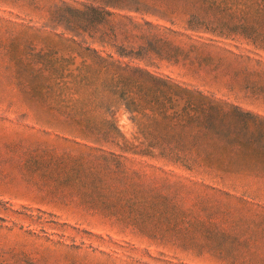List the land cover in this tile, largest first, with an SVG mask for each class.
Wrapping results in <instances>:
<instances>
[{
	"label": "rangeland",
	"instance_id": "obj_1",
	"mask_svg": "<svg viewBox=\"0 0 264 264\" xmlns=\"http://www.w3.org/2000/svg\"><path fill=\"white\" fill-rule=\"evenodd\" d=\"M93 55L230 111L201 167L140 152ZM0 264H264V0H0Z\"/></svg>",
	"mask_w": 264,
	"mask_h": 264
},
{
	"label": "trees",
	"instance_id": "obj_2",
	"mask_svg": "<svg viewBox=\"0 0 264 264\" xmlns=\"http://www.w3.org/2000/svg\"><path fill=\"white\" fill-rule=\"evenodd\" d=\"M85 67H94L97 73L103 74L108 84L102 88L117 94L116 100L107 102L106 106L121 103L127 110L139 114L137 124L148 139L141 153L154 152L188 170L201 167L202 139L213 134V121L225 118L230 112L223 104L98 55H93ZM84 127L92 134L101 131L95 123ZM111 131L117 133L115 126L111 125ZM101 134L104 138L108 136L107 132ZM118 144L119 150L126 149L123 139Z\"/></svg>",
	"mask_w": 264,
	"mask_h": 264
}]
</instances>
